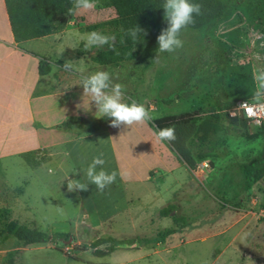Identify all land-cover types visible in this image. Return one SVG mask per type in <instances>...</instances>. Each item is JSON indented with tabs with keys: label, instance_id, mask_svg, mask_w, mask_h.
<instances>
[{
	"label": "rangeland",
	"instance_id": "1",
	"mask_svg": "<svg viewBox=\"0 0 264 264\" xmlns=\"http://www.w3.org/2000/svg\"><path fill=\"white\" fill-rule=\"evenodd\" d=\"M251 15L239 6L208 35L183 33L182 48L158 54L144 71L141 64L109 67L92 61L96 47L85 48L90 32L86 27L113 17L102 3L91 13L72 14L68 22L73 24L64 35L36 43L38 54L50 62L43 81L47 88L82 87L84 76L107 71L113 83L123 86L125 102L143 104L152 120L91 134L77 126L72 132L54 130V143H40L50 160L31 168L19 157L39 148L30 149L34 138L21 124L26 122L25 98L17 89H5L3 96L0 90V212L37 230L67 235L29 246L2 235L0 264H264V220L255 215L264 207V179L245 190L240 168L261 155L264 137L249 127L241 129L240 136L230 125H222L214 138L215 156L193 173L166 141L156 139L152 125L165 115L203 114L222 101L253 100L252 70L254 65L264 66V60L255 59L264 57V39ZM217 50L233 61L221 74L212 62ZM65 62L72 63L71 71L63 69ZM166 98L174 101L162 104ZM96 111L84 118L97 121L101 114ZM26 132L28 138L22 135ZM101 153L103 169L117 172L116 181L103 192L86 177L87 167ZM70 179L88 184V190L69 191ZM167 205H174V211L160 216ZM168 229L176 232L164 243L121 245L104 257L92 255L89 248L99 238L150 239Z\"/></svg>",
	"mask_w": 264,
	"mask_h": 264
},
{
	"label": "trees",
	"instance_id": "2",
	"mask_svg": "<svg viewBox=\"0 0 264 264\" xmlns=\"http://www.w3.org/2000/svg\"><path fill=\"white\" fill-rule=\"evenodd\" d=\"M8 23L13 39L16 43L42 38L60 33L67 26L69 9L73 6L72 0H3ZM202 5V15L195 17L196 23L182 29L183 33L198 31L208 35L211 30L226 22L239 6L248 10L251 22L255 23V30L264 39V0H192ZM113 13V17L107 21L86 27L87 31H97L108 36H114L115 50H110L105 45L96 48L92 61L101 66L118 67L126 63L141 64V70H146L155 64V58L159 53L157 36L163 28L167 27L164 19V10L161 7L163 0H97ZM139 25L147 35H142L139 42H134L126 35L128 29ZM262 27V28H261ZM216 63L215 72L222 73V68L232 66L233 61L222 50H217L212 59ZM50 72L48 59L41 58L38 63L39 75H47ZM181 94L176 97L181 100ZM238 100H247L245 97ZM174 99H161L162 104H170ZM235 104V101H222L215 104L209 111L203 114L182 113L178 115H165L155 118L152 125L164 128H175L176 140L166 143L172 148L177 157L190 170L194 169L199 162L206 161L215 156L217 141L214 138L221 132L222 125L228 124L240 136L243 128L247 127L244 118H231L224 110ZM84 128L87 133H96L110 127L109 118H100L97 121L78 116H70L64 119L54 128L72 132L75 127ZM240 127V128H239ZM256 134L264 137V123L255 130ZM19 157L24 163L36 168L50 160L44 149L22 152ZM244 177V188L250 190L254 185L264 179V145L261 155L240 165ZM174 205H167L160 209L162 217L169 216L174 211ZM174 220H177L172 216ZM183 221L184 219L180 217ZM174 229L164 230L150 239L133 237L130 239L117 240L114 237L96 239L89 245L92 255L104 257L111 254L121 245L137 243L139 246L147 244L164 243L165 239L174 234ZM10 235L22 242L23 245H42L56 239L67 238L63 233H47L26 224L10 219L0 212V236ZM103 247V248H101ZM84 249L87 245L83 246Z\"/></svg>",
	"mask_w": 264,
	"mask_h": 264
},
{
	"label": "clouds",
	"instance_id": "3",
	"mask_svg": "<svg viewBox=\"0 0 264 264\" xmlns=\"http://www.w3.org/2000/svg\"><path fill=\"white\" fill-rule=\"evenodd\" d=\"M97 0H72V7L69 14L91 13L96 8ZM164 10V19L167 27L163 28L157 36L159 53H172L183 47V41L179 38L182 29L196 23L195 17L202 15V5L194 3L192 0H163L161 6ZM126 35L130 36L134 42H139L142 35H147L146 31L139 25L127 30ZM114 36H108L98 31H92L86 34L85 48H101L105 45L110 50H115ZM157 58V57H156ZM155 58V59H156ZM257 61L264 60V57L256 56ZM65 71H71L73 65L71 62L63 64ZM252 79L256 85V91L253 100L264 101V66H253ZM81 86L83 88V101L87 98L88 106L94 104L101 118H109L110 126L119 128L122 125L130 127L132 125H142L152 120L150 112L146 107L136 101L125 102V93L123 86L119 83H113L112 77L107 71H96L82 78ZM264 107V104H259ZM251 111V109H250ZM156 139L160 142L169 143L176 140L175 128L156 127ZM105 159L103 153L93 158L92 163L86 169V177L91 184L103 192L104 189L113 184L117 178V172H106L103 169ZM100 170L97 171V167ZM52 170L49 169V172ZM69 191H87L88 184L81 183L79 179H70L68 181Z\"/></svg>",
	"mask_w": 264,
	"mask_h": 264
},
{
	"label": "crops",
	"instance_id": "4",
	"mask_svg": "<svg viewBox=\"0 0 264 264\" xmlns=\"http://www.w3.org/2000/svg\"><path fill=\"white\" fill-rule=\"evenodd\" d=\"M72 24L71 20L60 33L16 43L10 30L4 2L0 0V90L3 91L1 95L5 94V89L13 88L25 98L26 122L21 124L25 125L24 128L26 127L28 134L26 132L22 135L27 134L34 138L35 143L30 146V149L33 147L43 149L40 146L41 141L51 143L53 138L58 136V133L54 131L57 129L54 127L67 117L87 118L96 110L94 104L88 106L87 98L83 101L82 87L59 84L58 89L47 88L43 81L48 74L39 75L38 73L41 56L38 54L36 43L54 38L53 36L56 35H64L67 27ZM56 41L61 40L54 39L53 42ZM10 81H13V84ZM58 82L61 83L60 78ZM27 127L31 129L30 133ZM23 143L26 144V142ZM186 169L188 170L187 167Z\"/></svg>",
	"mask_w": 264,
	"mask_h": 264
},
{
	"label": "built area",
	"instance_id": "5",
	"mask_svg": "<svg viewBox=\"0 0 264 264\" xmlns=\"http://www.w3.org/2000/svg\"><path fill=\"white\" fill-rule=\"evenodd\" d=\"M259 104H264V101H260ZM259 104L253 100H239L227 108L225 112L231 118H244L247 127L256 130L264 123V107H260ZM206 166L207 164L204 161L199 162L196 164L195 168L192 169V172L196 173L197 171H202ZM255 215L264 220V207H260L258 211L255 212Z\"/></svg>",
	"mask_w": 264,
	"mask_h": 264
},
{
	"label": "water",
	"instance_id": "6",
	"mask_svg": "<svg viewBox=\"0 0 264 264\" xmlns=\"http://www.w3.org/2000/svg\"><path fill=\"white\" fill-rule=\"evenodd\" d=\"M71 240H72V237H68V239H67L66 243H70V242H71Z\"/></svg>",
	"mask_w": 264,
	"mask_h": 264
}]
</instances>
